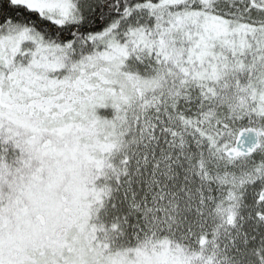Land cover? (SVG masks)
I'll list each match as a JSON object with an SVG mask.
<instances>
[{"label":"snow or ice","instance_id":"obj_1","mask_svg":"<svg viewBox=\"0 0 264 264\" xmlns=\"http://www.w3.org/2000/svg\"><path fill=\"white\" fill-rule=\"evenodd\" d=\"M0 264H264V0H0Z\"/></svg>","mask_w":264,"mask_h":264}]
</instances>
